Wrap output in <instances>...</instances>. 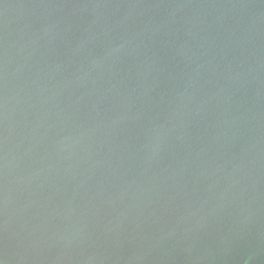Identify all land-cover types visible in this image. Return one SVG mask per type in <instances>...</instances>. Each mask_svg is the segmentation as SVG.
Returning a JSON list of instances; mask_svg holds the SVG:
<instances>
[{
  "label": "water",
  "instance_id": "1",
  "mask_svg": "<svg viewBox=\"0 0 264 264\" xmlns=\"http://www.w3.org/2000/svg\"><path fill=\"white\" fill-rule=\"evenodd\" d=\"M3 264H264V0H0Z\"/></svg>",
  "mask_w": 264,
  "mask_h": 264
},
{
  "label": "snow or ice",
  "instance_id": "2",
  "mask_svg": "<svg viewBox=\"0 0 264 264\" xmlns=\"http://www.w3.org/2000/svg\"><path fill=\"white\" fill-rule=\"evenodd\" d=\"M0 264H3V262H2V261H0Z\"/></svg>",
  "mask_w": 264,
  "mask_h": 264
}]
</instances>
